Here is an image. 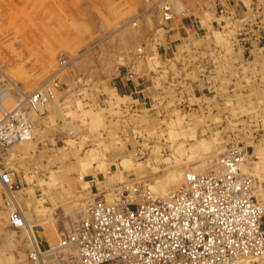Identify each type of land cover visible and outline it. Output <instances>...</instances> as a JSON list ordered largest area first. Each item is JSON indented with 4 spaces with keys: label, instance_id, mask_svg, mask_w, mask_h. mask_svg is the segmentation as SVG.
<instances>
[{
    "label": "rangeland",
    "instance_id": "rangeland-1",
    "mask_svg": "<svg viewBox=\"0 0 264 264\" xmlns=\"http://www.w3.org/2000/svg\"><path fill=\"white\" fill-rule=\"evenodd\" d=\"M158 1L0 0V74L12 88L4 106L53 78L59 85L32 114L34 139L3 152L28 229L9 227L0 184V264H32L29 231L55 247L94 195L135 181L162 198L231 146L247 152L240 171L264 206V55L246 43L264 26V0H168L166 24ZM130 74L145 83L146 104L116 94ZM59 254L76 264L71 250Z\"/></svg>",
    "mask_w": 264,
    "mask_h": 264
},
{
    "label": "built area",
    "instance_id": "built-area-1",
    "mask_svg": "<svg viewBox=\"0 0 264 264\" xmlns=\"http://www.w3.org/2000/svg\"><path fill=\"white\" fill-rule=\"evenodd\" d=\"M150 2V0H144ZM160 24L173 19L168 0L157 2ZM59 66L65 61L59 56ZM131 79L132 75H128ZM128 78H126L128 80ZM0 74V184L17 188L4 164V151L34 139L32 114L54 99L55 78L7 108L12 88ZM247 152L231 146L216 168L186 172L180 187L166 198H154L146 185L127 181L110 197L102 191L86 205L69 232H60L55 247L42 249L34 238L32 264H65L60 252L73 249L76 264H238L264 257V206L256 199L252 176L243 175ZM92 182V181H91ZM6 219L13 230L24 218L6 197Z\"/></svg>",
    "mask_w": 264,
    "mask_h": 264
},
{
    "label": "crops",
    "instance_id": "crops-1",
    "mask_svg": "<svg viewBox=\"0 0 264 264\" xmlns=\"http://www.w3.org/2000/svg\"><path fill=\"white\" fill-rule=\"evenodd\" d=\"M242 1H243V4L247 6L249 0H242ZM206 25L207 27H210L208 23ZM183 27H184V24H183ZM246 34H249V36L246 38L247 40H249V42H246L250 46L249 48H254V45H253L254 43L255 47L259 48V50H262L263 55H264V26H262L261 30L260 29L253 30L252 32L248 31ZM214 35L216 38L220 37L218 33H214ZM257 36L259 37L258 40L256 39ZM251 51H253V49L249 50L250 53ZM152 63L154 65L157 63V61L154 60ZM126 80H127L126 78L124 80V76H119V79L115 82V87H114L116 94L120 98H125L128 103L131 102L133 105L146 104L145 100L148 98V94H147L148 92L146 91L147 87L145 83L143 82V80L136 78V77H133L132 80L131 79L127 81ZM4 161H5V158H4ZM105 172H107V170H105ZM107 175H109V173ZM98 184H100V182ZM262 227L264 228V221L262 222Z\"/></svg>",
    "mask_w": 264,
    "mask_h": 264
},
{
    "label": "bare ground",
    "instance_id": "bare-ground-1",
    "mask_svg": "<svg viewBox=\"0 0 264 264\" xmlns=\"http://www.w3.org/2000/svg\"><path fill=\"white\" fill-rule=\"evenodd\" d=\"M2 94V93H1ZM219 161V160H218ZM244 164L245 163H243L241 166L243 167L244 166ZM241 167V168H242ZM215 168H216V166H215ZM245 170V169H244ZM246 171V170H245ZM188 172H193V171H188ZM247 172V171H246ZM186 173V172H185ZM184 173V174H185ZM194 173H199V172H194ZM108 174V173H107ZM179 174V173H178ZM183 177H184V175H183ZM171 178L172 179H176L177 177H176V175L175 174H173V175H171ZM180 178H181V176H180ZM79 180H81L82 181V177H80L79 178ZM163 182V181H162ZM182 182H183V180H182ZM182 184V183H181ZM180 184V185H181ZM180 185L177 187V188H175V189H172V190H170V191H168L167 192V194H165V196L163 197L162 196V198H166L169 194H171V193H173V192H175L179 187H180ZM3 187V186H2ZM4 188V187H3ZM5 189V188H4ZM151 191V190H150ZM153 191V190H152ZM13 193V192H12ZM11 192H8V191H6V194H7V196H8V198L11 200V202L13 203V205L16 207V209H18L20 212H21V214H22V216H23V218H24V222H25V228L24 229H28V224H27V220H26V218H25V215L22 213V211L20 210V208L18 207L19 205H17V202H16V199L13 197V194H12ZM164 195V194H163ZM161 196V195H160ZM23 229V230H24ZM29 230H30V227H29ZM29 233L31 234V240L33 241L34 240V238H33V235H32V232H31V230L29 231ZM29 235V234H28ZM29 237V236H28ZM30 240V241H31ZM67 250H71L74 254H75V252H74V250L73 249H67ZM67 250H64V251H67ZM262 258H264V257H262ZM261 258V259H262ZM239 264V263H238Z\"/></svg>",
    "mask_w": 264,
    "mask_h": 264
}]
</instances>
